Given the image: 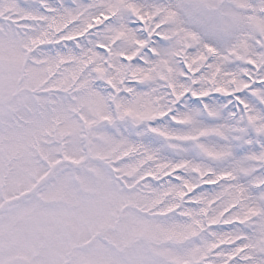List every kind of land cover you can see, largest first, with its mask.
<instances>
[{"label":"snow or ice","instance_id":"obj_1","mask_svg":"<svg viewBox=\"0 0 264 264\" xmlns=\"http://www.w3.org/2000/svg\"><path fill=\"white\" fill-rule=\"evenodd\" d=\"M0 264H264V0H0Z\"/></svg>","mask_w":264,"mask_h":264}]
</instances>
